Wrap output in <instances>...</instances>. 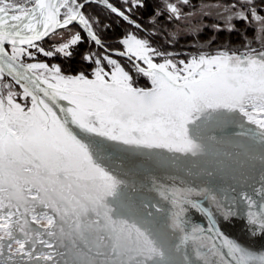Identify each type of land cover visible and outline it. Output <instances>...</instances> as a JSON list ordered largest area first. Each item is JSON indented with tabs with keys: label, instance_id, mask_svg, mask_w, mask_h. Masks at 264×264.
<instances>
[{
	"label": "snow or ice",
	"instance_id": "snow-or-ice-1",
	"mask_svg": "<svg viewBox=\"0 0 264 264\" xmlns=\"http://www.w3.org/2000/svg\"><path fill=\"white\" fill-rule=\"evenodd\" d=\"M241 215L264 235V0H0V264H264Z\"/></svg>",
	"mask_w": 264,
	"mask_h": 264
},
{
	"label": "water",
	"instance_id": "water-1",
	"mask_svg": "<svg viewBox=\"0 0 264 264\" xmlns=\"http://www.w3.org/2000/svg\"><path fill=\"white\" fill-rule=\"evenodd\" d=\"M234 130L231 128L224 130H217L214 133L217 136V142L212 145L214 153L224 162L226 167L235 168L243 163V151L237 145V138L234 136ZM109 151L115 152L114 148H109ZM140 159V158H134ZM145 167L150 168L151 171L155 172L157 175H162L165 171L164 169L156 168L150 163L145 165ZM138 178H142L140 175ZM131 179V177H129ZM138 195L144 198H153L154 193L149 192L146 188ZM197 223H206L204 218L200 214L193 212L190 217ZM219 225L221 230L231 237L232 239L238 241L245 247L255 251H264V235L253 236L249 230V227L243 218V216H234L229 220H224L222 217L219 218Z\"/></svg>",
	"mask_w": 264,
	"mask_h": 264
},
{
	"label": "trees",
	"instance_id": "trees-1",
	"mask_svg": "<svg viewBox=\"0 0 264 264\" xmlns=\"http://www.w3.org/2000/svg\"><path fill=\"white\" fill-rule=\"evenodd\" d=\"M117 29H119L120 31H123L124 29L121 27V25L119 23L116 24V27L113 29V33L112 35L115 36L117 34ZM234 34V33H233ZM212 36V33L211 31H206L205 33H202L200 35V39L203 41V40H208L210 39ZM234 38L230 37V34L229 33H220V34H217V40L214 42V43H219V42H222L223 40L225 39H228L230 40L232 43H237L239 42V36L236 34H234L233 36ZM192 38L191 37H187V39L185 40H191ZM185 40L182 38L181 39V44H184ZM109 43H112L114 42L113 40H109L108 41ZM72 65H69V67H71Z\"/></svg>",
	"mask_w": 264,
	"mask_h": 264
},
{
	"label": "rangeland",
	"instance_id": "rangeland-1",
	"mask_svg": "<svg viewBox=\"0 0 264 264\" xmlns=\"http://www.w3.org/2000/svg\"><path fill=\"white\" fill-rule=\"evenodd\" d=\"M235 35H236V34H235ZM233 36H234V34H233V33H232V34H230V37L234 38ZM183 39L185 40V39H187V38H183Z\"/></svg>",
	"mask_w": 264,
	"mask_h": 264
}]
</instances>
